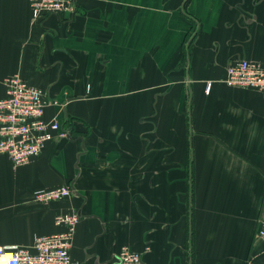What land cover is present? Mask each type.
Here are the masks:
<instances>
[{
  "label": "crops",
  "instance_id": "obj_1",
  "mask_svg": "<svg viewBox=\"0 0 264 264\" xmlns=\"http://www.w3.org/2000/svg\"><path fill=\"white\" fill-rule=\"evenodd\" d=\"M76 7L34 19L0 0V98L19 74L71 131L23 164L0 154V246L31 247L75 211L80 264H115L123 245L143 264H264V97L223 82L235 58L264 65V0Z\"/></svg>",
  "mask_w": 264,
  "mask_h": 264
},
{
  "label": "built area",
  "instance_id": "obj_2",
  "mask_svg": "<svg viewBox=\"0 0 264 264\" xmlns=\"http://www.w3.org/2000/svg\"><path fill=\"white\" fill-rule=\"evenodd\" d=\"M32 17L44 14L74 15L76 0H28ZM223 82L232 87L254 89L264 97V65L246 57L235 58L226 68ZM5 95L0 98V154H6L13 164L26 163L54 138H66L69 128L61 127L56 119L44 117L50 100L42 89L28 83L19 74L5 77ZM67 185L37 189V202L60 200L70 196ZM79 220L75 211L54 216V223L63 229L51 234L37 235L31 247L0 246V264H80L70 255L74 228ZM256 237L264 244V214L257 219ZM264 254V246L262 249ZM115 264H143L141 253L127 245L121 246Z\"/></svg>",
  "mask_w": 264,
  "mask_h": 264
},
{
  "label": "trees",
  "instance_id": "obj_3",
  "mask_svg": "<svg viewBox=\"0 0 264 264\" xmlns=\"http://www.w3.org/2000/svg\"><path fill=\"white\" fill-rule=\"evenodd\" d=\"M69 128V127H68ZM71 131H70V128H69V133H70Z\"/></svg>",
  "mask_w": 264,
  "mask_h": 264
},
{
  "label": "rangeland",
  "instance_id": "obj_4",
  "mask_svg": "<svg viewBox=\"0 0 264 264\" xmlns=\"http://www.w3.org/2000/svg\"><path fill=\"white\" fill-rule=\"evenodd\" d=\"M259 216H260V215H259ZM259 216H258V217H259ZM257 219H258V218H257Z\"/></svg>",
  "mask_w": 264,
  "mask_h": 264
}]
</instances>
